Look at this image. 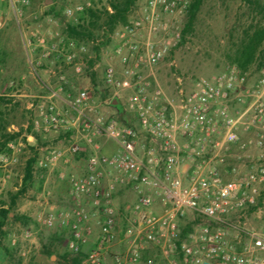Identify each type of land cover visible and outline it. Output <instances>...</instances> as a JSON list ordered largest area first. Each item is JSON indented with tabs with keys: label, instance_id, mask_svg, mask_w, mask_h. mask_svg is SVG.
<instances>
[{
	"label": "built area",
	"instance_id": "1",
	"mask_svg": "<svg viewBox=\"0 0 264 264\" xmlns=\"http://www.w3.org/2000/svg\"><path fill=\"white\" fill-rule=\"evenodd\" d=\"M36 1L9 0L17 23ZM75 1L79 12L91 7V0ZM191 2L144 0L118 33L120 45L115 53L122 69L118 75L113 66H107L104 82L119 90L137 88L127 105L134 110L139 130L107 120L85 90L67 101L57 88L30 105L37 112L34 127L43 134L74 127L88 144L103 138L113 145L109 154L94 146L83 172L68 178L72 207L51 214L44 222L48 229L70 232L68 248L74 254L82 251L97 228V238L82 264H102L103 254L114 245L120 217L125 222V246L112 254V264H139L152 248L158 254L144 259L145 264H264V226L246 225L249 211L259 209L264 186V66L251 86L236 66L199 78L188 92L179 90L175 104L166 100L158 84L148 94L150 84L142 82L139 74L156 66L167 53L163 20L184 15ZM159 30L164 32L161 43L155 38ZM54 38L49 45L39 36L25 41L32 68L38 64V51L40 57L64 56L73 62L74 50H85L58 32ZM60 103L74 114L72 120L59 109ZM21 147L10 141L6 151L0 152V194L7 183L5 171L17 164ZM233 147L241 152L254 148L255 161L242 171L236 166L220 171V155ZM78 150L76 145L70 147L72 153ZM49 154L35 161L39 168L52 166L61 156L55 150ZM184 166L188 167L186 182L181 177ZM119 187L129 188L137 198L123 214L114 204Z\"/></svg>",
	"mask_w": 264,
	"mask_h": 264
},
{
	"label": "rangeland",
	"instance_id": "2",
	"mask_svg": "<svg viewBox=\"0 0 264 264\" xmlns=\"http://www.w3.org/2000/svg\"><path fill=\"white\" fill-rule=\"evenodd\" d=\"M143 2L144 0H138L134 8ZM76 3L75 0H50V3L46 4V0H37L26 12L24 20L17 23L9 0H0V112L7 124L6 132L18 134L11 142L22 145L17 164L5 171L8 177L0 194L1 209L11 208V195L20 189L24 168L30 158L35 161L44 160L53 150L61 153L58 160L48 168H39L34 163L30 186L18 197L10 218L1 228L0 264H70V261L63 258L66 253L69 254L67 259L72 258L68 248L70 234L66 233L62 240L54 241L51 235L57 227L48 229L44 222L51 214H59L72 207L68 196V178L83 172L87 159L94 152V146L104 154L111 152L104 150L111 146L113 148V145L103 138L88 144L83 138V133L74 127L56 133H41L34 127L37 112L30 107L31 103L44 100L50 90L57 88L61 89V96L67 101H71L79 91L85 90L89 100L107 120H115L120 127L131 126L139 130L134 110L127 105L129 96L134 94L137 88L119 90L106 86L104 82L107 66H113L118 75L122 69L120 57L115 51L120 45L118 33L123 25L108 35L100 27L101 22L92 29L89 27L93 36L77 43L84 45L85 50H74L73 62H68L64 56L40 57L41 52L38 51V64H34L32 68L29 63L25 41L36 40L39 36L49 45L55 41V32L65 36L67 24L80 22L82 12L76 10ZM106 5L105 0H91V7L101 9ZM50 6L54 8L53 12H50ZM261 6H264V0H204L192 31L188 32L184 39L182 30L186 13L176 18H165L163 22L166 24L169 42L167 53L152 69L139 71L141 81L150 84L147 93L152 94L158 84L166 100L175 104L179 100L180 89L188 92L195 80L235 66L232 64V56L244 32L262 23ZM133 9L128 14V20L133 16ZM67 11L71 13L67 15ZM55 12L58 15H55ZM155 38L161 43L164 32L159 30ZM75 64L79 71H76ZM263 66L264 54H260L245 72L247 86L257 81ZM113 98L119 100L121 113L110 106ZM59 105V109L67 111L72 120L74 114L69 108L62 103ZM234 107L242 108L240 105ZM72 145L78 146L77 153L70 151ZM255 153L252 147L246 152L233 147L220 155L218 169L230 170L231 166H236L241 171L248 169L255 161ZM239 155L242 157L237 159ZM136 199L132 190L119 187L114 195V204L123 214L126 206L134 204ZM258 207V210L255 208L249 211L247 226H264V186ZM156 208L158 209V206ZM12 214L25 217V220L13 219ZM117 225L119 231L114 245L103 254L102 264H112V254L124 249L125 222L122 217L117 221ZM96 234L97 228L88 238L90 243ZM90 249L81 248L84 253ZM153 254H158V250H148L139 264H145L144 259Z\"/></svg>",
	"mask_w": 264,
	"mask_h": 264
},
{
	"label": "trees",
	"instance_id": "3",
	"mask_svg": "<svg viewBox=\"0 0 264 264\" xmlns=\"http://www.w3.org/2000/svg\"><path fill=\"white\" fill-rule=\"evenodd\" d=\"M107 5L98 9L94 6L88 8L82 12L80 15V22L76 24H67L64 30L66 38L79 43L83 40L92 38L93 33L90 30L94 26L99 25L103 28L105 34L112 33L115 28L122 26L127 23V17L130 11L135 7L138 0H105ZM204 0H192L187 12L186 21L182 30V38L192 31L194 23L197 18V14L203 4ZM54 8L50 6V12H53ZM260 14L262 16V23L254 28H250L244 32L240 44L234 51L232 56V64L235 65L242 73H245L248 68L255 62L260 54H264V6L260 7ZM55 15H58L55 12ZM90 27V28H89ZM118 100V99H117ZM119 102V100H118ZM110 106L121 113L120 102L117 106ZM6 122L3 119V114L0 112V152L6 151V144L10 141H14L18 134H9L6 132ZM35 163L34 158H30L24 168V176L22 179L21 187L18 191L11 195L10 209L2 208L0 209V231L4 226L5 221L10 218V213H12V207L15 205L16 200L20 195H22L27 188L30 186L33 177V166ZM260 203L258 204V206ZM255 209V208H252ZM12 218L16 220H25V217H17L12 214ZM52 233L51 239L62 240L63 236L68 232L65 228H57ZM70 234V232H68ZM72 238L71 234L68 241ZM45 254L49 252L44 251ZM72 254V258L67 259L69 254H64L63 258L66 261H70V264H82L86 257V254L80 251L78 254Z\"/></svg>",
	"mask_w": 264,
	"mask_h": 264
},
{
	"label": "crops",
	"instance_id": "4",
	"mask_svg": "<svg viewBox=\"0 0 264 264\" xmlns=\"http://www.w3.org/2000/svg\"><path fill=\"white\" fill-rule=\"evenodd\" d=\"M102 151L104 150V149H101ZM105 152H110V151H112V146L111 147H109V149L108 150H104ZM186 170H188V167L187 166H184L183 168H182V172H181V177L184 179V181L186 182V180H185V178H186V173H185V171ZM157 209V208H156ZM68 233V232H67ZM97 234H98V231H97ZM97 234H96V236H93V239H92V242L90 243V241H88L86 244H84V246H83V248H91L92 247V245H93V243H94V241L96 240V238H97Z\"/></svg>",
	"mask_w": 264,
	"mask_h": 264
},
{
	"label": "water",
	"instance_id": "5",
	"mask_svg": "<svg viewBox=\"0 0 264 264\" xmlns=\"http://www.w3.org/2000/svg\"><path fill=\"white\" fill-rule=\"evenodd\" d=\"M50 3V0H46V4H49ZM119 104V102H118V100H117V98H113L112 100H111V105L112 106H117Z\"/></svg>",
	"mask_w": 264,
	"mask_h": 264
}]
</instances>
